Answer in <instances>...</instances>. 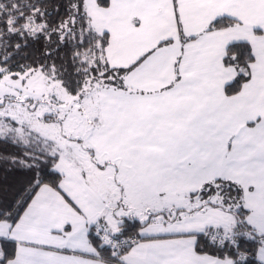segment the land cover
<instances>
[{
    "label": "snow or ice",
    "instance_id": "snow-or-ice-1",
    "mask_svg": "<svg viewBox=\"0 0 264 264\" xmlns=\"http://www.w3.org/2000/svg\"><path fill=\"white\" fill-rule=\"evenodd\" d=\"M0 264H264V0H0Z\"/></svg>",
    "mask_w": 264,
    "mask_h": 264
}]
</instances>
